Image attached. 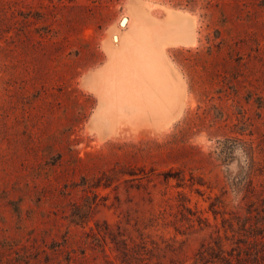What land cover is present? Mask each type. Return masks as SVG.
Here are the masks:
<instances>
[{"label": "rangeland", "instance_id": "rangeland-1", "mask_svg": "<svg viewBox=\"0 0 264 264\" xmlns=\"http://www.w3.org/2000/svg\"><path fill=\"white\" fill-rule=\"evenodd\" d=\"M134 1L193 26L164 49L183 108L98 136ZM0 264H264V0H0Z\"/></svg>", "mask_w": 264, "mask_h": 264}, {"label": "bare ground", "instance_id": "bare-ground-1", "mask_svg": "<svg viewBox=\"0 0 264 264\" xmlns=\"http://www.w3.org/2000/svg\"><path fill=\"white\" fill-rule=\"evenodd\" d=\"M128 5L129 30L111 34L110 42L103 46L108 57L105 65L90 75L87 85L85 82L87 90L98 98L91 121V129L98 136L107 132L104 125L112 122L117 108L124 105L148 110L166 124L177 118L183 108V87L169 78L164 49L194 44L193 26L171 13L164 22H158L143 9L144 4L134 1Z\"/></svg>", "mask_w": 264, "mask_h": 264}, {"label": "crops", "instance_id": "crops-1", "mask_svg": "<svg viewBox=\"0 0 264 264\" xmlns=\"http://www.w3.org/2000/svg\"><path fill=\"white\" fill-rule=\"evenodd\" d=\"M105 62H106V59H105Z\"/></svg>", "mask_w": 264, "mask_h": 264}]
</instances>
